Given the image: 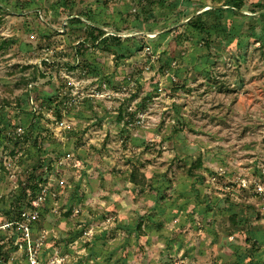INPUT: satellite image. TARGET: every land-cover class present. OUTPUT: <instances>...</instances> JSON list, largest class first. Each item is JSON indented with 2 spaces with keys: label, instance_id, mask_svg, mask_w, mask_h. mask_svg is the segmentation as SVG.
Returning a JSON list of instances; mask_svg holds the SVG:
<instances>
[{
  "label": "rangeland",
  "instance_id": "1",
  "mask_svg": "<svg viewBox=\"0 0 264 264\" xmlns=\"http://www.w3.org/2000/svg\"><path fill=\"white\" fill-rule=\"evenodd\" d=\"M228 1L169 0L177 24L161 6L146 22L145 0H0V239L12 250L20 234L3 226L21 182L47 160L32 224L44 264H235L237 254L264 264V0L227 11L211 34L183 15ZM73 17L141 49L123 58L91 47L99 76L42 63L52 52L56 62L73 59L88 33ZM160 53L172 59L166 71ZM61 71L80 82L69 92L77 104ZM0 264L27 262L18 251Z\"/></svg>",
  "mask_w": 264,
  "mask_h": 264
},
{
  "label": "trees",
  "instance_id": "2",
  "mask_svg": "<svg viewBox=\"0 0 264 264\" xmlns=\"http://www.w3.org/2000/svg\"><path fill=\"white\" fill-rule=\"evenodd\" d=\"M169 0H145L144 4H143V12L145 14L144 20L146 19V22H151V20H154L157 16L158 13H160V15H162L161 12H157V7L161 6L162 8H165L164 11H166V14H169V17L172 18V21L175 23H180L181 19L180 17H177V15H174V13L176 12L175 9L178 8V3L176 2H168ZM225 5H229L228 8H213V9H208L205 10L203 12H201L198 15H194L196 11H191L189 10V7L185 8V11L183 12V15H185V18H189V21L187 22L188 25L193 26L195 29L198 30H205L207 31L209 34H211V30L210 29H214L215 31H217L218 28L222 27V20L226 17V12L227 11H232L234 10L236 13L239 12L241 10V8L245 5V0H229L228 3H226ZM204 6V5H203ZM1 7H4V5L2 4ZM264 8V6L262 7ZM262 8H260V11L262 10ZM199 9V8H198ZM197 9V10H198ZM41 12V9H38V12ZM258 11V10H257ZM256 10L252 11L253 16L257 13ZM262 16H264V11L261 12ZM42 15V13H41ZM211 19H213L212 21H210ZM70 22H78L81 24H85L87 29H88V33L86 34L85 38H80L79 40H77V42H75V44L73 45L72 49L74 50L73 53V59L71 60H67L66 58H59V62H56V58H55V54L50 55L49 57H44L42 59V63H45L49 66H59L60 63L62 64V67H67L68 70H78L80 73L86 75V74H91L94 76H99V75H103L101 72V66L96 63L93 60H90L87 58L86 56V52L88 49H90L91 47H97L100 48L104 51H114V54H117L120 57H126L127 55H131L134 52H136V50H140L141 46H137V47H132V46H125L124 45V41L125 40H129V39H133V38H128V37H122V36H118V35H110L107 34V32L104 30V28L98 24H94L95 22H92L90 24H86V22L82 19V18H68L67 19ZM89 20V17H88ZM207 25H211V27H207ZM51 30H55L58 31L59 30L57 28H53L51 26H49ZM168 26H165V28H167ZM168 32L165 33H160L157 36L161 37L162 35L167 34ZM210 36V35H209ZM222 37V36H221ZM223 41H225L224 43L227 45H230L232 43V41L227 38L224 37V39H222ZM239 44V43H238ZM52 44L47 45V49L53 51V49H51L50 47ZM158 60L160 62V68L163 71H166L167 68H170L171 63H172V59L167 56V54L160 53V56L158 57ZM57 63V64H56ZM47 72L45 70L40 71L39 72V77L45 78L47 76ZM61 79H63L61 86L62 89L64 90V93L68 96V98L70 97L71 94H69L70 90H71V86L69 85L68 81L66 78H64L63 76H60ZM106 80V79H105ZM38 138L36 137L35 139V143L38 142L37 140ZM50 162H48L47 160H43L39 166H35L32 168V170L28 173L27 177L21 182L22 188H23V193L17 198L16 202L13 205V213L11 214V218H9V221L7 223H11V222H15L14 226H15V230H16V234H20V229H19V224L18 222L21 221V212L22 210H24L23 204L24 202L27 200V206H31L32 205V200H34L35 198H37L39 196V194L41 193L43 187L45 184H43L47 178V173L49 172L50 168ZM203 165V160L201 157H199L196 161L193 162V164L188 168V172L191 175H195L194 170L196 168H199ZM42 167V171H39V168ZM138 169H135V172ZM132 181L135 184H142V182H140V180H138L137 178V174H135L133 172L132 174ZM229 197V196H227ZM226 197V199H227ZM234 201V200H232ZM45 202V201H44ZM43 202V203H44ZM235 203V202H234ZM232 220L235 222L236 221V213L232 214ZM38 221V220H37ZM0 239V261H4L5 263L8 262V260L10 259L11 255H13L14 252H18L19 247L15 244L14 249L12 250L11 246V238L10 241H5V239ZM246 241H250L249 238L246 239ZM254 242L258 245V247H260L261 241L256 238L254 240ZM254 243V244H255ZM13 251V253H12ZM12 253V254H11ZM23 254L24 259L25 254L23 252H21ZM13 258V256H12ZM237 258L238 260L235 262V264H244L245 262V256L241 255V254H237ZM18 259V258H17ZM16 258H13V261L18 263V260ZM249 264H259V263H254L252 262V260H250V262H248Z\"/></svg>",
  "mask_w": 264,
  "mask_h": 264
},
{
  "label": "built area",
  "instance_id": "3",
  "mask_svg": "<svg viewBox=\"0 0 264 264\" xmlns=\"http://www.w3.org/2000/svg\"><path fill=\"white\" fill-rule=\"evenodd\" d=\"M111 35V34H110ZM149 49V48H148ZM64 72L61 71V74ZM69 85L71 86V89L78 88L80 86V82L76 81L73 76L63 74ZM105 91H99L96 92L97 96H104ZM80 95L79 93H71V96L68 98V103L69 104H77L79 102ZM138 122L141 123L144 121L143 115H138ZM20 132H22L21 128L17 129ZM242 183L244 186H247L248 183L245 179L242 180ZM258 190L260 192L264 191V187L260 184L257 185ZM47 187H43L41 193L37 198L32 200V209L31 210H22L21 212V221L18 222L19 224V229H20V236L17 238L15 241V244L19 247V251L23 252L25 254V260L27 264H44L42 257H41V251L42 247L44 245L42 238H35L33 234V223L36 222L40 218V207L42 206L43 202L46 199V189ZM15 222L11 223H6L5 228L7 227H13ZM2 227V226H1ZM62 259H57L55 257H52L51 262L48 264H56V263H62Z\"/></svg>",
  "mask_w": 264,
  "mask_h": 264
}]
</instances>
